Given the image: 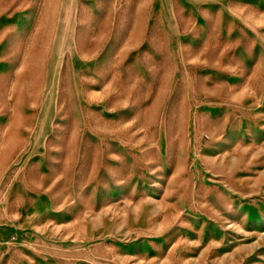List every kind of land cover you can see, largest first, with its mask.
<instances>
[{
	"label": "rangeland",
	"instance_id": "1",
	"mask_svg": "<svg viewBox=\"0 0 264 264\" xmlns=\"http://www.w3.org/2000/svg\"><path fill=\"white\" fill-rule=\"evenodd\" d=\"M0 264H264V0H0Z\"/></svg>",
	"mask_w": 264,
	"mask_h": 264
}]
</instances>
